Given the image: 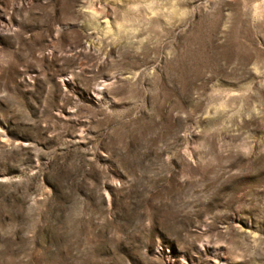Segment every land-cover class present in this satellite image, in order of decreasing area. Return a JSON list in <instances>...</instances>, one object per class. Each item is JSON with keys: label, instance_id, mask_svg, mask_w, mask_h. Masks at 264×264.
<instances>
[{"label": "rangeland", "instance_id": "1", "mask_svg": "<svg viewBox=\"0 0 264 264\" xmlns=\"http://www.w3.org/2000/svg\"><path fill=\"white\" fill-rule=\"evenodd\" d=\"M0 264H264V0H0Z\"/></svg>", "mask_w": 264, "mask_h": 264}, {"label": "bare ground", "instance_id": "2", "mask_svg": "<svg viewBox=\"0 0 264 264\" xmlns=\"http://www.w3.org/2000/svg\"><path fill=\"white\" fill-rule=\"evenodd\" d=\"M102 93H103V91H100V92H99V94H102Z\"/></svg>", "mask_w": 264, "mask_h": 264}]
</instances>
